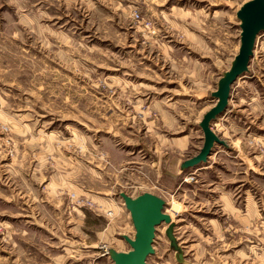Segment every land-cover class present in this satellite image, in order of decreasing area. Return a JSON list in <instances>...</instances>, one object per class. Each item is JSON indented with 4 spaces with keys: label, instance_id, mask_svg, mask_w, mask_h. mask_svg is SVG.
Instances as JSON below:
<instances>
[{
    "label": "rangeland",
    "instance_id": "rangeland-1",
    "mask_svg": "<svg viewBox=\"0 0 264 264\" xmlns=\"http://www.w3.org/2000/svg\"><path fill=\"white\" fill-rule=\"evenodd\" d=\"M247 1L0 0V264H113L135 235L120 193L174 225L146 264H264V32L221 143L183 167Z\"/></svg>",
    "mask_w": 264,
    "mask_h": 264
},
{
    "label": "water",
    "instance_id": "water-1",
    "mask_svg": "<svg viewBox=\"0 0 264 264\" xmlns=\"http://www.w3.org/2000/svg\"><path fill=\"white\" fill-rule=\"evenodd\" d=\"M240 21V48L238 55L228 72L220 79L212 98L216 104L203 117L199 128L204 135L203 147L199 154L183 165L194 167L207 160L214 143H221L211 130L214 122L226 109L232 84L248 71L250 59L253 56L257 36L264 32V0H249L237 11ZM125 209L129 213L135 231L133 239L123 236L122 239L130 247L128 252L109 250L107 255L113 264H146L147 258L153 254L152 244L155 238L156 227L162 223L169 224L170 218L164 213L165 202L149 193H144L136 198L120 193ZM173 227L166 230V235L172 247H176L173 237Z\"/></svg>",
    "mask_w": 264,
    "mask_h": 264
},
{
    "label": "crops",
    "instance_id": "crops-1",
    "mask_svg": "<svg viewBox=\"0 0 264 264\" xmlns=\"http://www.w3.org/2000/svg\"><path fill=\"white\" fill-rule=\"evenodd\" d=\"M211 96H212V94H211ZM215 104H216V101H215V103H214V105H213L212 107H214ZM212 107H211V108H212ZM211 108H210V109H211ZM210 109H209V110H210ZM215 121H217V120H215ZM215 121H214V122H215ZM263 128H264V127H262V129H263ZM235 144H236V143H235ZM211 159H212V158H211Z\"/></svg>",
    "mask_w": 264,
    "mask_h": 264
},
{
    "label": "bare ground",
    "instance_id": "bare-ground-1",
    "mask_svg": "<svg viewBox=\"0 0 264 264\" xmlns=\"http://www.w3.org/2000/svg\"><path fill=\"white\" fill-rule=\"evenodd\" d=\"M170 218V217H169ZM166 225H170V223L169 224H166Z\"/></svg>",
    "mask_w": 264,
    "mask_h": 264
}]
</instances>
